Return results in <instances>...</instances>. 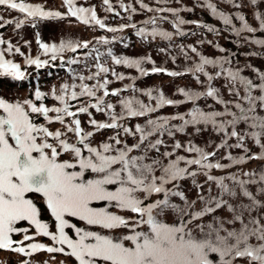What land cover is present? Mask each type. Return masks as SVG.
Instances as JSON below:
<instances>
[{
  "label": "snow or ice",
  "instance_id": "obj_1",
  "mask_svg": "<svg viewBox=\"0 0 264 264\" xmlns=\"http://www.w3.org/2000/svg\"><path fill=\"white\" fill-rule=\"evenodd\" d=\"M101 4L103 17L88 0H62L63 12L0 0L18 13L0 15V29L74 20L102 33L49 43L36 31L33 55L32 41L25 51L0 32V78L22 82L29 68L56 67L69 76L29 98L0 96V251L20 257L16 264H264V70L251 63L264 59V0ZM197 9L221 26L183 15ZM226 33L249 51L207 39ZM133 36L155 45L162 63L151 51H115L130 49ZM153 75L191 77L196 87L177 85L170 97L162 86H138ZM169 107L177 111L163 113ZM204 133L209 139L197 143ZM252 162L259 166L245 170Z\"/></svg>",
  "mask_w": 264,
  "mask_h": 264
},
{
  "label": "trees",
  "instance_id": "obj_2",
  "mask_svg": "<svg viewBox=\"0 0 264 264\" xmlns=\"http://www.w3.org/2000/svg\"><path fill=\"white\" fill-rule=\"evenodd\" d=\"M53 1H56V0H53ZM57 1H59V0H57ZM27 2L39 3L40 1L39 0H27ZM146 2H150V0H147ZM40 3H44V2L42 1ZM61 4H62V1H61ZM88 4L98 5V6H96V10H97L98 14L100 16L106 15V13L102 9L101 0H88ZM46 8H48V7L46 6ZM61 8H63V7L62 6L59 7V9H61ZM48 9H51V8H48ZM138 16L144 17L142 15H137L134 17V19ZM136 20L139 21L142 19H136ZM121 22H126V21H121L120 19H116V21H112L110 17L108 19V23L112 24V25L119 24ZM36 31L40 32L41 39L44 42H49V43L58 42L59 39H61L62 37H65L66 35H71L72 37H75V38L89 39L90 40L94 36H97L98 33L102 34L98 30L87 28L82 24H77L74 20L71 24L67 20H65V21H58V20L46 21V22L41 23L36 29H33L30 26H25L23 29L20 30V32L15 31L12 27L4 29V32L8 33L12 40L15 39L14 44L18 43L22 47V49H23V41L25 39L32 41L31 52L33 55L37 54V52H38V48L35 44V37H34V33ZM126 35L131 36V30H129L126 33ZM132 41H133V46L130 49L125 50L119 44H117L115 46V51L117 53L126 52L130 56H140V55H143V54L151 51V54H152L153 58L156 60L157 64L159 65L162 63L164 57L157 55L156 51L154 50L155 45H152L151 48L143 46L142 44L136 42V38L134 36L132 37ZM23 50L27 51V49H23ZM15 58L19 62L22 61V58L19 56L15 57ZM180 62H183V61L181 60ZM166 67L172 69L175 66L169 61L166 65ZM117 71H124V72L131 73V74L135 75L134 70L124 69L122 67L117 68ZM44 76H47L50 78L48 81V83L50 85L52 84V82H54V83L59 82L58 79H60L61 77L63 78V79L61 78V80H64V79L69 80V76H68L66 70L63 68H58V67L46 69V71L44 72ZM46 78L42 80V83L46 80ZM127 82L128 81H125L124 83H127ZM38 84H40V83L37 82V85ZM149 85H155L158 87L162 86L165 94L170 96V97L172 96L174 87L177 85H180V86L191 85L192 87H196V85H195L194 81H192L191 77H187V76L173 80L172 78H169V77L164 76V75H153V76L148 77L144 81L138 82L139 87H146ZM120 86L121 85H119V84L111 85V87H120ZM35 88L36 87H34V89ZM173 98H178V97H173ZM47 102L49 103V105H51L53 103V101L50 99ZM174 110L177 111V109H173V108L169 107V108L163 109L162 111L165 114H170V113H173ZM183 110H185L184 107H181L179 109V111H183ZM94 115H95V113H94ZM86 119H87L86 116H81L82 121H84ZM96 119L97 120H103L104 116L103 115H96ZM110 134H111L110 132H105L102 135H98L95 139L97 141H99V140L104 139L106 136H108ZM209 137H210L209 133H204L201 137L196 138V142L202 144L205 140L209 139ZM177 138L180 139L181 141H183L185 139V137H183V136H178ZM211 139H216V137L213 136V137H211ZM129 143H131V140L129 141ZM256 150L257 149L253 148V151H256ZM220 155H223V151H221ZM258 166H259L258 162H252V163H249L245 166V170L257 168ZM46 215L47 214H45V216ZM45 242H47V241H45ZM47 258H48L47 255H40L36 259L42 260V259H47ZM19 259H20V257L16 256L15 254L0 251V262H6V264H16V261ZM57 259L58 260L63 259V257L58 255ZM68 260H67V264H74V263H70Z\"/></svg>",
  "mask_w": 264,
  "mask_h": 264
},
{
  "label": "rangeland",
  "instance_id": "obj_3",
  "mask_svg": "<svg viewBox=\"0 0 264 264\" xmlns=\"http://www.w3.org/2000/svg\"><path fill=\"white\" fill-rule=\"evenodd\" d=\"M57 3H58V1H56ZM40 3V2H39ZM59 4V3H58ZM51 9H59V7L58 6H55V5H52L51 6ZM60 11H64L65 9L64 8H61V9H59ZM4 14V9L2 8V7H0V15H3ZM102 17L104 16V15H101ZM100 33H98V35H99ZM97 35V36H98ZM226 36H228L229 37V39H231V36L230 35H226ZM223 37H224V39H223ZM223 39V40H222ZM222 39H221V43H227V42H229V40L228 39H225V36H222ZM224 47V46H223ZM225 48H227V49H230V50H232V51H237V48L234 46V44L233 43H227V45H225ZM246 50L248 49L247 47H244ZM243 49L242 48H239V51L240 52H247V51H242ZM249 51V50H248ZM212 54L210 55V56H215L216 54H215V52L213 51V50H211L210 51ZM238 59H239V62H240V64L241 65H243V63H246L247 61L245 60V58L243 57V56H240V57H238ZM259 59L260 58H252L251 59V63L252 64H254V65H256L257 67H259V68H261V70H264V64L263 63H259L258 61H259ZM36 70H34L33 68H29L28 69V73H29V77L31 78L30 79V81H27V82H24L23 83V85H21V86H18L16 83H13L14 84V86H12V87H10L9 89H10V91L12 90V91H15V93H14V95H15V97L17 98V99H24V98H29V96H28V93L29 92H31L30 90L31 89H28V86H29V83L30 82H32L33 80H41V79H37V77L38 76H41L43 73H40L39 75H37V73L35 72ZM245 74H247V75H251V73L250 72H247V73H245ZM0 84H5V85H9L10 84V81H8L7 79H5L4 81H1L0 82ZM38 87V86H37ZM8 89V88H7ZM8 89V90H9ZM33 91H34V89H33ZM8 94H10V92L8 91L7 92ZM2 97H4V98H7V99H9V100H14V98H9V97H6L5 96V93L4 94H2L1 95ZM226 98V97H225ZM228 98V97H227ZM226 98V99H227ZM175 111V110H174ZM173 111V112H174ZM184 111V110H183ZM62 257V256H61ZM70 263H74L73 262V260H71V259H69L68 260Z\"/></svg>",
  "mask_w": 264,
  "mask_h": 264
},
{
  "label": "flooded vegetation",
  "instance_id": "obj_4",
  "mask_svg": "<svg viewBox=\"0 0 264 264\" xmlns=\"http://www.w3.org/2000/svg\"><path fill=\"white\" fill-rule=\"evenodd\" d=\"M221 7H224L223 5H221ZM262 7H264V5H262ZM245 11L246 12H248V14H249V20H250V22H252L253 23V25L255 26V23L251 20V14H250V10H248V9H245ZM195 16H196V14L195 13H193V14H189V19H191V18H193V19H195Z\"/></svg>",
  "mask_w": 264,
  "mask_h": 264
}]
</instances>
